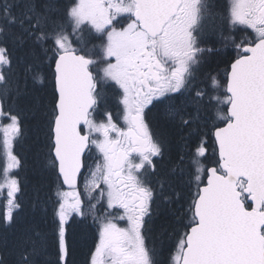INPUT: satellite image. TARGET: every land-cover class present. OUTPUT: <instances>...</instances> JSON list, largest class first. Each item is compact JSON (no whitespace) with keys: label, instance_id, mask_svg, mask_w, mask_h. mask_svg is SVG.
Here are the masks:
<instances>
[{"label":"snow or ice","instance_id":"obj_1","mask_svg":"<svg viewBox=\"0 0 264 264\" xmlns=\"http://www.w3.org/2000/svg\"><path fill=\"white\" fill-rule=\"evenodd\" d=\"M209 7L207 0H73L59 16L54 0H12L0 9L6 21L0 23V35L14 25L20 29L19 42L31 41L45 54L52 53L48 162L58 181L54 217L61 261L69 254V221L73 214L84 216L86 208L99 222L90 264H159L143 230L163 194L164 182L156 180L154 186L153 177L164 141L149 127L145 109L167 102L168 116L181 127L206 125L208 104L216 105V118L223 123L213 124L215 167L201 162L208 152L202 137L191 151L189 174L195 191L190 193L189 222L177 241L173 264H264V0H229L225 8V25H243L254 35L235 44L236 37L221 33L238 55L220 95H213L221 88L215 77L206 87L193 83L201 54L209 51L200 47ZM85 28L99 34L94 36L102 41L99 46L86 47L79 35ZM12 65L9 49L0 46V147L6 159L0 191L7 189L6 223L20 207L16 197L21 191L20 181L10 174L20 165L12 144L21 122L3 98L10 91ZM33 78L39 79V72ZM108 82L119 90L124 127L111 112L100 111L106 108L101 89ZM13 83L18 91L19 82ZM92 147L101 157L94 167L86 155ZM82 170L87 171L83 197L78 188ZM204 173L207 181L201 187ZM63 186L71 191H63ZM163 199L171 202L170 197ZM46 252L43 235L34 232L23 241L20 262L43 264Z\"/></svg>","mask_w":264,"mask_h":264},{"label":"trees","instance_id":"obj_2","mask_svg":"<svg viewBox=\"0 0 264 264\" xmlns=\"http://www.w3.org/2000/svg\"><path fill=\"white\" fill-rule=\"evenodd\" d=\"M0 1L5 4L12 2ZM63 1L54 2L56 14L59 16H63L65 12ZM46 2L47 0H37L38 4ZM0 23L6 21L3 19ZM19 31L18 27L10 25L6 34L0 35V46H5L10 51L14 73L9 81L10 91L3 98H9L10 104L5 106H11L12 114L18 115L21 122V136L14 144L20 158V165L14 172L20 181L21 191L16 197L20 207L14 212L13 221L6 223L3 219L5 208L0 206V258L4 260V264H19L23 241L28 235L39 232L47 247L43 264H90L91 254L99 241L98 221L91 214L84 218L75 216L69 221L66 236L69 254L65 261L60 260L54 217L56 203L52 202V196L58 189V181L56 172L48 162L47 138V121L53 101L52 68L49 67L52 53L45 54L39 45H33L31 41L19 42L16 39ZM206 57L208 60L203 62L197 74L200 84L205 86L213 74L220 72L223 67H229L234 55L230 50L220 48ZM34 72H39V79L33 78ZM220 74L222 77L226 75ZM14 81L19 82L18 91ZM222 92L223 90L221 94ZM155 120L165 147L159 160L160 173L157 177V180L164 182V189L163 194L157 197L159 201L154 203L151 219L145 220L143 234L146 246L155 251L159 264H173L172 257L177 241L185 231L184 225L189 222L190 217L187 207L190 193L195 191V181L189 174V160L198 136L190 128L181 127L166 114L156 116ZM210 124L207 125L209 129L213 127ZM221 125L223 123L218 120L216 126ZM195 126L192 128L201 131L202 126ZM198 135H203L208 149L207 159H203L202 164L206 168L210 165L216 166L218 153L214 151L215 142L211 131L206 129L205 133L200 132ZM177 166L183 169V174ZM205 179L206 173L201 175V185L205 183ZM164 196L170 197L171 202H166Z\"/></svg>","mask_w":264,"mask_h":264},{"label":"flooded vegetation","instance_id":"obj_3","mask_svg":"<svg viewBox=\"0 0 264 264\" xmlns=\"http://www.w3.org/2000/svg\"><path fill=\"white\" fill-rule=\"evenodd\" d=\"M207 2L210 5V7L208 9L206 19L204 21V35H203V39L200 44V47L204 49H209V51H205L201 54L200 64L196 68L197 72H194L196 74L195 76L196 80H197L198 71L201 70L203 66L204 61H201L203 57H206L209 54H213V52H215L216 50H219L220 48L224 50H228V51L230 50V52L233 53L234 58L230 61L229 67L222 68L220 73H223V74L229 71L231 63L234 62L235 58L237 57L238 49L234 46V43L231 40H227V41L223 40L221 33L223 34V36L230 35V36L236 37L235 44H239L241 40L245 38L250 39L254 35V33L250 29H247L243 25H237L233 27L231 25H225L223 23V21L221 20V17L225 14V8L227 4L229 3V0H207ZM72 3H73V0H64L63 5H64L65 10ZM214 32L215 34H213ZM216 34H219V35L215 36ZM79 35H80L81 40L84 42L86 47H88L89 49H92L93 46H99L102 43L101 40L94 38V36H98L99 34L90 32L88 28H85L83 32L80 33ZM225 76L222 77V79L225 80L226 79ZM196 80L194 82H196ZM101 90L104 93V97L106 101V108H101L100 111L111 112L113 116H115L116 118L119 114L117 111L120 110V105L118 102H116V101H119V90L115 88L110 82L104 84ZM177 99H182V97H178ZM117 103H118V107H116ZM162 114H166L168 116L167 102L156 104L154 107L152 105H149L148 108L145 109V120L148 122L149 127L153 131L154 135L160 139H161V136L158 132V128L155 122L156 121L155 117L161 116ZM102 117H103L102 115H97L96 119L102 118ZM164 150H165V147H164ZM161 158H155V162L157 164V171H156L155 176L153 177L154 186H155V181L157 180V177L160 173L159 160Z\"/></svg>","mask_w":264,"mask_h":264},{"label":"rangeland","instance_id":"obj_4","mask_svg":"<svg viewBox=\"0 0 264 264\" xmlns=\"http://www.w3.org/2000/svg\"><path fill=\"white\" fill-rule=\"evenodd\" d=\"M57 0H54V2H56ZM5 6V3L4 2H1L0 1V9H3V7ZM3 20V18H0V21H2ZM1 39H0V44H1ZM207 59V57H203L202 58V60L201 61H205ZM208 60V59H207ZM195 72H197V70H195ZM220 72H217L216 74H213L212 76H211V78L212 77H215V79L216 80H218L219 81V83H220V85H221V88L218 90V91H216V92H213V95H220V93H221V90H222V88H223V86L225 85H223V79H222V75L220 74ZM194 75L196 76V74L194 73ZM200 78V77H199ZM198 78V79H199ZM196 80V82H193L195 85H197V84H199L200 82H199V80ZM111 84H112V82H110ZM197 87H206L205 85H200V86H197ZM5 100V104H10L9 103V98H6V99H4ZM8 101V102H7ZM116 102H118V101H116ZM116 107H118V103H117V105H116ZM223 107V106H222ZM120 109H121V105H120ZM225 110H226V107H225ZM188 111L189 112H193L194 111V109L193 108H188ZM216 111H217V108H216V105L215 104H208L207 106H206V112H205V115H207V117H208V121H207V124L205 125V124H201V125H199V126H202V129H201V131H200V129H199V131L201 132V133H205L206 132V129L209 131H211V134H212V132H213V128L211 127V129H209L208 127H207V125L209 124V123H211L210 125H213V124H215L216 125V122H218V119L216 118ZM119 114H118V116L115 118V116H113V119H114V121L120 126V127H124V123H123V121H122V119H120L119 118V116H120V110L119 111H117ZM97 120L99 121V120H103V117L102 118H97ZM9 121H7V120H5L4 121V123H8ZM195 126V125H194ZM196 127V126H195ZM194 128H191L190 129V131H192L193 133H195L197 136H199L198 134L200 133L199 131H198V129H194ZM20 136H21V132H20V134L18 135V137L13 141V144H12V152H13V154L19 159V161H20V158H19V156L17 155V153H16V151H15V142H16V140L18 139V138H20ZM200 137H202L203 138V135H201ZM205 140V139H204ZM0 141H2V133H0ZM100 153L95 149V147H92L91 148V151L89 152V155H88V157H87V164L89 165V166H92V167H94L95 166V164L96 163H98L99 161H100ZM5 165H6V159H5V156H4V152H3V149H2V147H0V171H2L3 169H4V167H5ZM16 170H17V168H15V169H13L12 171H11V175H13V176H15L14 175V172H16ZM87 176V171H85V174H84V177H83V180H82V182H81V186L79 187V190L81 191V195H82V197H83V193H84V178ZM101 187L103 188L104 186L103 185H101ZM58 190L59 189H57L55 192H54V194H53V196H52V202L53 203H56V201H57V192H58ZM157 190H159V189H157ZM63 191H71V190H67V189H65V188H63ZM6 195H7V189H5V190H3V191H0V206L1 205H5V203H6ZM92 195H97V193H93ZM157 201H159L158 199L156 200V203H157ZM87 203H88V201H87V199H85V205H87ZM92 203H96V201L95 200H93L92 201ZM103 213H101L100 212V214L99 215H102ZM121 213H117V212H114L113 213V215H120ZM90 216V213H88L87 212V209L85 208V215L84 216ZM75 216H78V215H76V214H73V217L70 219V222L72 221V219H74V217ZM84 216H81V217H83L84 218ZM123 222H125L124 223V226H123ZM118 223L120 224V226L121 227H126L127 226V223H126V221H118ZM98 225H99V222H98ZM174 252V251H173ZM172 252V253H173ZM175 252H176V248H175ZM175 252L173 253V255H175ZM19 264H21V262L19 263Z\"/></svg>","mask_w":264,"mask_h":264},{"label":"water","instance_id":"obj_5","mask_svg":"<svg viewBox=\"0 0 264 264\" xmlns=\"http://www.w3.org/2000/svg\"><path fill=\"white\" fill-rule=\"evenodd\" d=\"M87 154V153H86ZM82 173H83V170H82ZM81 177H82V175H81ZM81 177H80V179L78 180V187H79V185H80V181H81ZM206 181H207V179H206ZM66 188H68L67 186H65ZM202 187V186H201ZM69 189V188H68Z\"/></svg>","mask_w":264,"mask_h":264}]
</instances>
